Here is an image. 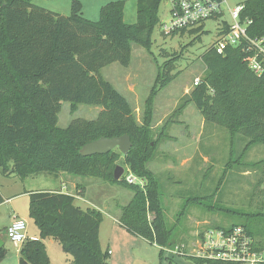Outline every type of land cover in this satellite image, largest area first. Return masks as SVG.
<instances>
[{
	"label": "trees",
	"instance_id": "16d2710c",
	"mask_svg": "<svg viewBox=\"0 0 264 264\" xmlns=\"http://www.w3.org/2000/svg\"><path fill=\"white\" fill-rule=\"evenodd\" d=\"M34 1L0 0V172L21 180L65 173L128 188L135 194L122 209L119 225L161 248L163 260L164 249L175 247L176 232L167 224L159 182L147 168L156 142L152 145L151 130L138 124L129 101L103 77L102 70L113 64L129 68L132 43L151 50L164 0H137L133 25L125 22V1L104 5L96 22L82 16L79 0H73L71 16L38 7ZM243 5L242 19L252 21L249 35L264 37V0ZM204 29L203 25L172 35H196V43L207 33ZM227 32L225 25L220 36ZM245 58L240 48L229 47L219 55L211 46L202 55L206 74L185 104L193 103L207 123L225 128L233 138L240 135L247 139V151L264 146V75H255ZM175 62L160 67L146 102L148 126L158 90L174 81ZM62 102L70 103L72 113L79 105L102 107V111L96 120L76 119L62 129L58 126ZM125 135L132 141L127 156L118 150L89 157L80 153L85 145L103 137ZM121 156L130 173L143 179V187L128 183L126 178L114 179ZM29 199L30 218L41 238L22 246L19 264H51L42 241L47 238L72 257V264H107L110 251H103L100 243L101 211L83 210L74 196L61 191L30 192ZM4 202L0 192V205ZM48 216L56 220L54 224ZM242 227L255 239L247 226ZM7 253L5 246L0 249V263ZM173 258L168 264H180ZM185 258L191 264H225L187 254Z\"/></svg>",
	"mask_w": 264,
	"mask_h": 264
},
{
	"label": "rangeland",
	"instance_id": "374dc122",
	"mask_svg": "<svg viewBox=\"0 0 264 264\" xmlns=\"http://www.w3.org/2000/svg\"><path fill=\"white\" fill-rule=\"evenodd\" d=\"M113 1H125L127 24L137 22V0ZM247 1L226 0L225 7L233 9ZM39 3L45 4L47 8H42L51 12L63 16L72 14L73 0L33 2L34 5ZM87 7L85 11L88 13L84 18L91 17ZM169 9V2L164 0L160 6V22L153 33L151 50L132 43L129 68L113 64L103 69L102 75L129 101L138 124L151 130L152 145L155 146L156 142L154 158L147 168L159 182L167 224L176 232L174 249H179L177 256L165 250L162 260L161 248L129 234L119 226L117 219L135 194L124 186L65 173L58 176L41 174L21 180L18 177H5L0 172V189L7 186L5 194L10 197L19 194L18 190L58 191L67 183L60 176L63 174L72 183H81L86 189H83L86 201L97 207L90 203L78 204L83 210L98 209L103 216L100 241L102 250L111 252L107 264H168V259L173 257L177 263L191 264L185 256L197 255L206 232L232 226H247L254 234V240L264 247V146L256 145L245 151L247 139L240 135L233 138L225 128L207 123L193 103L185 104L186 98L196 88L195 81L202 80L206 74L202 55L216 43L223 27L231 23V17L226 11L224 17L207 22L204 29L207 33L202 36L201 42L195 43L196 35L187 33L182 36L179 33L173 36L163 32V24L170 19ZM170 60L176 61L174 81L158 90L148 126L146 102L156 85L160 67ZM101 111L102 107L79 105L77 111L72 113L70 103L62 102L58 126L65 129L76 119L96 120ZM233 161L237 163H231ZM117 165L125 169L123 178L133 176L136 184L144 186L143 179L130 173L123 156ZM8 180L14 181L7 183ZM89 180L94 183H89ZM29 208L30 199L26 197L1 205L0 234L4 233L6 226L16 216L27 221L30 236L40 239L41 232L30 218ZM148 217L149 220L153 219L151 214ZM42 241L53 264H72V257L55 240L47 238ZM6 247L9 256L3 264H18L20 253L9 242Z\"/></svg>",
	"mask_w": 264,
	"mask_h": 264
},
{
	"label": "built area",
	"instance_id": "2783aa9c",
	"mask_svg": "<svg viewBox=\"0 0 264 264\" xmlns=\"http://www.w3.org/2000/svg\"><path fill=\"white\" fill-rule=\"evenodd\" d=\"M170 4L167 23L163 24V32L167 35L177 31H190L205 26L207 22L224 17L228 11L231 23L227 24L226 35L219 36L213 45L219 55H224L227 48H240L245 53V61L249 69L257 76L264 75V37H251L249 28L252 21L243 20L241 15L244 5L226 8V0H167ZM228 9V10H227ZM222 32V31H221ZM220 32V33H221ZM201 80L195 81V87ZM130 184H136V178L126 177ZM7 240L15 249H20L27 241H39L30 236L27 221L15 218L5 232ZM197 257L225 264H264V247L258 243L241 226L228 229H210L205 233ZM172 255H178L179 249H164ZM111 254V252H110Z\"/></svg>",
	"mask_w": 264,
	"mask_h": 264
},
{
	"label": "crops",
	"instance_id": "0c3cea01",
	"mask_svg": "<svg viewBox=\"0 0 264 264\" xmlns=\"http://www.w3.org/2000/svg\"><path fill=\"white\" fill-rule=\"evenodd\" d=\"M80 2H81V4H82V16L83 17H85V14L86 13H88L87 11H85L86 10V5L88 6L87 8H89L90 9V11H89V15H91V17H89V18H85V19H89V20H93V21H96L97 19L99 20V18H100V11H101V8L104 6V5H106V4H108V3H110V2H112L113 0H79ZM113 2H115V1H113ZM37 6H40V7H44L45 6V4H36ZM46 8H47V6H45ZM93 11H92V10ZM60 15H62V14H60ZM125 19V18H124ZM132 25V24H131ZM65 174H63V175H60V176H63L62 178L63 179H65L66 181H67V183L66 184H64V186L62 187V188H60V190H58V191H61L62 193H64V194H69V195H72V196H74L75 197V199H76V201H75V203L79 206V207H81V208H83L82 206H80L78 203L80 202L81 204L82 203H84V204H88V203H90L91 204V202H88V201H86V196H85V192L84 191H86V189L85 188H83L84 186L81 184V183H76V184H74V183H72L71 182V180L70 179H68V178H66L65 176H64ZM11 181H14V180H11ZM11 181H7V183H10ZM89 183H94V181H92V180H89L88 181ZM17 185H18V183H16ZM6 185H8V184H6ZM16 186V185H15ZM5 188V189H4ZM4 188L1 190L0 189V192H1V194H2V196H3V198H4V200H5V204L6 203H11V202H13L14 200H16V199H18V198H20V197H26V198H29V191H27V190H24V191H20V190H18V193L19 194H16V196L15 197H10V196H8L7 194H5V190H6V188L8 189V187L7 186H4ZM83 189H84V191H83ZM48 191H50V192H57V190H48ZM5 195H6V197H5ZM3 203V204H4ZM2 204V205H3ZM91 205H93V207H97V206H95L94 205V203L93 204H91ZM1 206V205H0ZM84 209V208H83ZM88 208H86V210H87ZM95 209V208H94ZM98 210V209H97ZM15 218H18V217H16V216H14V218L9 222V224L6 226V228H5V230L7 229V227L13 222V220L15 219ZM117 220H119V218L117 219ZM118 224H119V221H118ZM120 226V225H119ZM0 238L1 239H3V241H4V246L6 247L7 246V242H9L8 240H7V238H6V235H5V231H4V233L3 234H0ZM10 243V242H9ZM100 243H101V241H100ZM102 247V246H101ZM7 248V247H6ZM21 249V248H20ZM20 249H15L16 250V252H19L20 253ZM14 250V249H13ZM47 253H48V256H49V258H50V261H51V264H53V261H52V259H51V257H50V255H49V252H48V249H47ZM8 256H9V254L7 253V256H6V259L8 258ZM5 259V260H6ZM5 260L3 261V262H1L0 264H3L4 262H5ZM18 264H19V262H18Z\"/></svg>",
	"mask_w": 264,
	"mask_h": 264
},
{
	"label": "water",
	"instance_id": "95a60500",
	"mask_svg": "<svg viewBox=\"0 0 264 264\" xmlns=\"http://www.w3.org/2000/svg\"><path fill=\"white\" fill-rule=\"evenodd\" d=\"M132 148V141L128 135L119 138H101L94 142L85 145L81 150V155L84 157L95 156V155H106L114 150H118L122 155L127 156ZM125 174V169L121 166H117L114 172V179L120 181ZM47 219L54 224L55 219L48 216ZM4 241L0 238V249L4 247Z\"/></svg>",
	"mask_w": 264,
	"mask_h": 264
}]
</instances>
